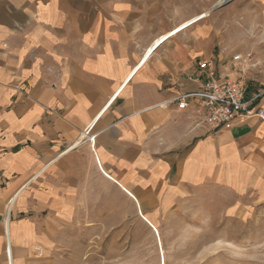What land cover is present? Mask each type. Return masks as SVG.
I'll list each match as a JSON object with an SVG mask.
<instances>
[{
    "label": "crops",
    "instance_id": "obj_1",
    "mask_svg": "<svg viewBox=\"0 0 264 264\" xmlns=\"http://www.w3.org/2000/svg\"><path fill=\"white\" fill-rule=\"evenodd\" d=\"M258 48L264 0H0V264H84L200 189L264 202V123L177 105Z\"/></svg>",
    "mask_w": 264,
    "mask_h": 264
},
{
    "label": "rangeland",
    "instance_id": "obj_2",
    "mask_svg": "<svg viewBox=\"0 0 264 264\" xmlns=\"http://www.w3.org/2000/svg\"><path fill=\"white\" fill-rule=\"evenodd\" d=\"M206 17L207 13L198 18ZM262 56L264 48L255 49L252 63L257 68L248 78L255 89L264 85V63L255 58ZM165 219L158 229L161 244L157 234L143 225L141 238L104 240L102 249L88 250L79 262L264 264V202L253 195L236 196L224 187L200 189L194 198L181 203Z\"/></svg>",
    "mask_w": 264,
    "mask_h": 264
},
{
    "label": "built area",
    "instance_id": "obj_3",
    "mask_svg": "<svg viewBox=\"0 0 264 264\" xmlns=\"http://www.w3.org/2000/svg\"><path fill=\"white\" fill-rule=\"evenodd\" d=\"M199 68L196 79L199 90L180 96L179 110L184 111L194 104L198 111H203L205 122L216 131L230 129L235 123L242 124L251 119L264 123V85L255 89L248 81L249 73L257 68L251 56H233L231 70L236 75L234 78L220 72L209 61L200 63ZM90 132L91 128L87 129V135Z\"/></svg>",
    "mask_w": 264,
    "mask_h": 264
},
{
    "label": "bare ground",
    "instance_id": "obj_4",
    "mask_svg": "<svg viewBox=\"0 0 264 264\" xmlns=\"http://www.w3.org/2000/svg\"><path fill=\"white\" fill-rule=\"evenodd\" d=\"M225 2V1H224ZM219 4H222V2H220ZM220 6V5H219ZM199 18L198 17H196L195 19H193V20H191L190 22H188L189 23V25L191 24V23H193L194 21H196V20H198ZM186 27H189V26H187L186 25ZM184 29V28H183ZM168 36V35H167ZM164 39H166V38H164ZM164 39H162V41L164 40ZM159 40V39H158ZM159 43V42H158ZM158 46V45H157ZM153 48V47H152ZM157 49V48H156ZM155 49V50H156ZM151 50V49H150ZM154 52V51H153ZM149 58V57H148ZM155 231H156V229H154ZM157 240L159 241V243L161 244V241H160V237H159V234H157ZM162 264H165V261H162Z\"/></svg>",
    "mask_w": 264,
    "mask_h": 264
},
{
    "label": "water",
    "instance_id": "obj_5",
    "mask_svg": "<svg viewBox=\"0 0 264 264\" xmlns=\"http://www.w3.org/2000/svg\"><path fill=\"white\" fill-rule=\"evenodd\" d=\"M223 3H225V2H223Z\"/></svg>",
    "mask_w": 264,
    "mask_h": 264
}]
</instances>
